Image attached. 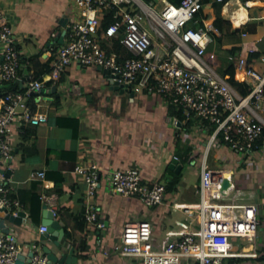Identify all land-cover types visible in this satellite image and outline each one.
<instances>
[{
  "label": "crops",
  "instance_id": "0c3cea01",
  "mask_svg": "<svg viewBox=\"0 0 264 264\" xmlns=\"http://www.w3.org/2000/svg\"><path fill=\"white\" fill-rule=\"evenodd\" d=\"M152 1L158 5L165 0ZM0 9L18 37L21 78L12 87L22 88L36 78L45 64L51 67L64 41L60 36L65 28L62 22L69 24L78 9L72 0H0ZM200 13L194 26L210 22L221 31L215 47H210L216 49L218 43L222 44L221 52L216 49L220 71L227 68L229 59L234 64V59L244 55L252 67L264 73V0H205ZM220 17L224 20L221 28L217 23ZM107 46L124 56L130 54L119 37L107 40ZM49 71L41 73V77H47ZM131 92L113 87L99 66L72 65L50 95L42 99L48 121L28 126L25 133L17 132L11 137L15 157L11 162L0 161V174L15 187L14 195L23 202L27 222L7 225L15 229L20 253L27 259L34 243L40 251L45 252L43 246L47 245L59 256L68 253L76 257L71 264H141L139 259L114 251L127 222H149L160 248L178 237L172 233L199 228L198 213L190 214L186 208L196 210L200 205L197 187L214 126L193 117L192 126L184 129L182 126L190 120L177 124L174 106L164 98ZM208 150V165L224 168L232 175L236 190L242 193L239 201L260 203L261 223L254 239L242 238L241 243L234 240L241 237H233L231 249L239 254L229 262L264 264V140L252 154L233 151L221 139ZM175 156L182 164L180 172L170 167ZM90 160L100 164L104 175L97 201L106 227L89 229L86 224L81 232L87 183L76 166ZM132 165L140 167L149 181L167 183L174 173H182V177L174 191L167 190L162 203L148 206L137 196L110 190L109 173ZM39 170L46 171L44 179L32 176ZM43 194L48 195L47 203L57 210L55 219L64 229L60 249L52 240L42 239L45 232L41 226L49 225L50 211ZM67 231L75 234L73 241L67 239ZM26 264H30L29 260Z\"/></svg>",
  "mask_w": 264,
  "mask_h": 264
},
{
  "label": "built area",
  "instance_id": "2783aa9c",
  "mask_svg": "<svg viewBox=\"0 0 264 264\" xmlns=\"http://www.w3.org/2000/svg\"><path fill=\"white\" fill-rule=\"evenodd\" d=\"M72 1L78 12L68 24L48 76L34 78L22 88H3L20 80L22 60L16 32L0 9V161L14 159V133H25L28 126L48 121L42 99L50 95L70 66L109 69L118 75L120 84L134 92L157 94L182 110L186 119L199 117L214 126L197 187L200 205L196 210L186 208L190 214L198 213L199 228L172 233L178 237L160 248L149 222L130 221L120 241L114 244V251L139 259L141 264H230L229 259L239 254L231 249L232 238L252 240L259 229L260 203L239 201L242 193L236 190L232 175L224 168L208 165V149L221 139L240 154L258 150V141L264 134V73L252 67L244 55L234 59L238 80L252 87L244 95L217 68L218 54L210 47H215L221 31L210 22L194 26L205 0H182L180 4L165 0L160 10L152 0ZM110 9L114 10V22L103 28V17ZM118 37L130 52L128 56L107 46V40ZM176 123L181 122L176 119ZM76 171L87 183L84 216L88 228L103 229L106 223L97 201L104 176L102 168L90 160L78 164ZM32 176L44 179L46 171H34ZM226 180L230 182L228 186ZM107 182L113 193L137 196L148 206L162 203L167 193L166 183L149 181L134 165L113 169ZM14 190L0 174V202L17 214L23 210V202ZM42 198L55 219L58 212L47 203L48 195ZM48 229L49 225L41 226L45 233ZM21 250L15 229L5 232L0 227V264H16ZM31 251L34 255L30 264H71L52 261L34 243Z\"/></svg>",
  "mask_w": 264,
  "mask_h": 264
},
{
  "label": "water",
  "instance_id": "95a60500",
  "mask_svg": "<svg viewBox=\"0 0 264 264\" xmlns=\"http://www.w3.org/2000/svg\"><path fill=\"white\" fill-rule=\"evenodd\" d=\"M62 24L65 28L60 33V36L64 38V34L68 30L69 27H68V22H66V20L63 21ZM104 71L107 75V78L112 83L113 87L121 89L122 91L125 89H129L128 86L119 83V81L117 80L118 78L117 74H114L109 69H104ZM11 87L12 85L8 84V85H4L3 88H11ZM131 93L134 94V91L132 90ZM2 95H3V92L0 91V100H1ZM179 162L180 160L175 158L172 161L170 167L173 169H177V171L180 172L182 168V164H179ZM229 183H230L229 180H226L225 186H228ZM8 222L11 224H17V225H21L22 223L27 222L26 212L24 210H20L17 214H15L11 212L8 208H6L4 205H2L0 202V227L5 232L10 231V227L7 225ZM48 224H49V229L43 235L42 239L45 241L49 239L52 240L55 243V245L60 249L62 239L64 236V229L62 228V225L59 222V220L54 219V216L51 211H49ZM43 248H44V251L49 255L52 261H57L61 263H64V262L71 263L72 259H74L75 261L77 260L76 257L73 258V256L68 253H61V255L59 256L55 251L52 250V248H50L47 245H44ZM33 255H34V252L31 251L29 254V259H27L28 258L27 255L23 253H19L16 264H26L28 260L29 262H31V258Z\"/></svg>",
  "mask_w": 264,
  "mask_h": 264
},
{
  "label": "trees",
  "instance_id": "16d2710c",
  "mask_svg": "<svg viewBox=\"0 0 264 264\" xmlns=\"http://www.w3.org/2000/svg\"><path fill=\"white\" fill-rule=\"evenodd\" d=\"M146 1L147 2L149 1L150 2L151 0H146ZM170 1L173 2V3H176V4H180L182 0H170ZM200 15H201V13L199 12L196 16L199 17ZM209 16H210L209 14L206 15V17H209ZM217 20H218V22H217L218 23V26L221 28V23L224 20L221 17H220V19L218 18ZM113 22H114V10H111L110 9V10H108L105 13V15L103 17L102 27L103 28H106V27H108ZM252 56H254L253 58H255L256 54L255 55H252ZM50 69H51V67L49 66V64H45L44 69L42 68L41 71H40V73L38 72L39 74L36 76V78H40L41 75H42L41 73H43V72L45 73V72H47ZM221 72H222V74L224 76H226L228 78V80L236 88H238L241 91L242 94L246 95V94H248L251 91V88L252 87L250 85H248L245 82H242V81L238 80V78L236 77L235 65L231 61L228 62L227 68L224 69V70H221ZM173 108H174V111H175L176 116L178 117L177 119L180 122L181 121L185 122V121L188 120V119H186V116H185V114L183 113L182 110L176 109L175 107H173ZM192 122H193V120L187 121L185 123V125L182 126V128H184V129L186 128L187 129L188 127H191L192 126L191 125ZM263 140H264V134H263L262 138L258 141V145L259 146H260V144H261V142ZM187 158L188 157L186 156L185 157V162H188L189 161ZM181 174L182 173H174L171 178H168L167 177L168 178V181L166 183L167 190L174 191L177 188V185L180 182L181 177H182ZM86 224H87V221L85 219V216L83 215V217H82V219L80 221L81 228H79V231L83 232L84 231V228L86 227ZM66 237H67V239L69 241H73L74 240V237H75V234L73 232H71V231H67V236ZM81 247L84 249L85 248V245L82 244Z\"/></svg>",
  "mask_w": 264,
  "mask_h": 264
},
{
  "label": "rangeland",
  "instance_id": "374dc122",
  "mask_svg": "<svg viewBox=\"0 0 264 264\" xmlns=\"http://www.w3.org/2000/svg\"><path fill=\"white\" fill-rule=\"evenodd\" d=\"M149 2V1H148ZM149 3H151V2H149ZM164 4H162V1L157 5V9H161L162 8V6H163ZM216 49H217V51H222V44H221V42L220 43H218V45H217V47H216ZM230 61V59L228 60V62ZM227 62V63H228ZM218 69H219V67H217ZM213 156V155H212ZM211 156V157H212ZM232 239H234V238H232ZM234 240H236L237 242H241L242 243V238H235ZM238 249H240L239 247H238Z\"/></svg>",
  "mask_w": 264,
  "mask_h": 264
}]
</instances>
